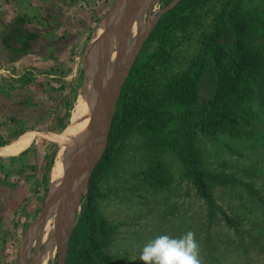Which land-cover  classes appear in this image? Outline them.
I'll list each match as a JSON object with an SVG mask.
<instances>
[{
  "label": "rangeland",
  "instance_id": "rangeland-1",
  "mask_svg": "<svg viewBox=\"0 0 264 264\" xmlns=\"http://www.w3.org/2000/svg\"><path fill=\"white\" fill-rule=\"evenodd\" d=\"M134 1L139 10L127 30L126 42L132 44L135 36L137 40L149 22L154 26L122 85L115 117L122 105L134 100V88L141 84L144 108L157 104L167 80L186 72L200 55V27L219 14L224 0L209 1L198 9L195 20L199 26L185 33L178 28L170 31L165 19L173 8L162 13L174 0H158L151 10L148 0ZM113 3L114 0H0V147L24 135L31 142L24 155L25 151L10 158L0 157V264L59 262L57 212L52 216V229L40 232L35 222L50 188L51 194L57 191L58 183L52 188V182L61 146L75 129L79 133L86 127L82 113L92 117L96 99L102 108L106 105L108 94L94 100L87 87L90 84L98 91L103 87L104 82L102 85L94 70L105 54L109 56L101 62L102 73L107 79L114 78L107 105L110 108L117 75L115 44L120 34L113 20L105 26ZM127 8L128 1L124 0L121 18ZM239 10L247 14L243 19L252 36L250 43L264 55V0H242ZM125 24L126 21L123 28ZM165 26L163 38L156 29ZM11 31L17 38L4 42ZM229 33L228 30L224 39L226 44L233 41ZM106 47L108 50H104ZM90 51L94 53L88 60ZM208 59L199 83L206 98L214 94L217 84V72L209 56ZM24 76L31 81L26 84ZM261 84L252 85L237 122L220 128L215 135L196 133L194 143L203 169L226 178L213 187L215 205L197 193L175 152L183 105H159L155 119L159 124L153 129L134 126L127 130L120 119L119 129L110 139L114 117L106 151L73 215L68 252L75 234L77 249L87 243L83 206L92 192L91 208L101 226L97 233L100 253L109 264H143L139 257L148 241L161 234L179 237L189 230L200 245L202 264H264V70ZM78 106L80 111L76 110ZM93 123L96 132L89 145L81 135L79 146L73 143L78 147L76 151L82 150L84 163L98 133L99 120ZM108 149L112 161L93 181ZM62 158L65 160L63 154ZM74 159H68L66 169L73 166Z\"/></svg>",
  "mask_w": 264,
  "mask_h": 264
},
{
  "label": "trees",
  "instance_id": "trees-1",
  "mask_svg": "<svg viewBox=\"0 0 264 264\" xmlns=\"http://www.w3.org/2000/svg\"><path fill=\"white\" fill-rule=\"evenodd\" d=\"M209 1L213 0H181L166 15L165 20L169 24L170 31L178 28L185 33L187 30L199 26L195 20V15L198 9H201ZM241 2L242 0H224L223 3L221 2L219 14L207 19L201 25L200 29L203 31L201 42L203 43H201L200 55L196 57L186 72L167 80L164 93L158 97L154 107L144 108L145 91L143 85H139L137 89L133 86L134 100L132 98L131 101L122 105V111L117 112L110 135V139L115 137L119 129L118 120L120 119H122L127 130L134 126L153 129L159 124L155 121L156 109L159 105L168 103L183 105L184 111L181 114L182 121L178 129V136L176 134L175 152L182 161L185 174L194 184L197 193L212 205H215L212 200L214 185L224 182L226 178L223 175H214L203 169L201 154L194 143L196 133L199 131L205 135H215L220 128L237 122L240 108L244 106L245 99L252 93V85L254 83L261 84V76L264 70V55L250 43L252 36L243 19V16L247 17V14L244 15L243 11L239 10ZM166 28L167 26L159 27L156 29L157 34L162 33L161 36L165 38ZM228 30L233 37L231 44L224 42ZM14 36L17 38V34L11 31V33H6L5 37L8 38L4 37L3 40L8 43L12 40L11 37L15 38ZM208 56L217 72V84L214 94L206 98L200 92L199 83L204 76V70L209 60ZM23 78H26V84L31 81L30 78L27 79V76ZM20 82L22 83L23 79ZM26 87L29 91V83ZM262 92L264 94L263 89ZM125 93L127 92L125 91ZM26 152L21 155L26 154ZM109 152L110 149L95 170L93 181L99 171L112 161ZM91 199L92 192L89 194L88 203L83 206L87 243L82 248L77 249V243H74L75 234L68 252L67 264H109L100 253L97 233L101 226L95 211L91 208Z\"/></svg>",
  "mask_w": 264,
  "mask_h": 264
},
{
  "label": "water",
  "instance_id": "water-1",
  "mask_svg": "<svg viewBox=\"0 0 264 264\" xmlns=\"http://www.w3.org/2000/svg\"><path fill=\"white\" fill-rule=\"evenodd\" d=\"M123 1L124 0H114L113 6L111 8V15L105 19V26L109 24L110 20H113L116 25L115 30L120 31L119 40L115 44V49L118 56V64L117 75H115V88L113 91L110 108L107 109L108 106L102 108L99 102H97L98 99H96V107L94 108L92 118L93 120H99V126L94 143V148L89 153L88 158L84 163V160L82 158V150L77 152L76 149L78 147L75 148L73 144L78 143L79 146V136L74 137V140L72 142L69 141L68 147L66 149L67 158H75L74 160L76 161L73 163V166L66 169L67 179L61 186L60 190L56 192L53 196L49 197L44 206V208L55 207L57 212L55 218V240L60 250L58 264H66L68 243L74 226L73 215L75 214V210L81 201L82 192L88 189L92 173L96 166L99 164L102 156L106 151L108 145V137L112 127V122L115 117L122 85L124 84L128 73L130 72L140 50L142 49L145 41L147 40L150 34V31L154 26V23L152 24V22H149L146 25L143 34L140 35V37L138 36V39L135 42L131 57L128 60L124 61L122 58V47L124 41L122 31L123 25L125 23V18L120 17V11L122 8ZM156 1L158 0H148L149 10H151L152 6ZM180 1L181 0H174L162 13L174 8ZM106 49L108 50V47H106L104 50ZM93 53L94 51H90L88 55V60L90 59V57H92ZM87 87L89 96H93L94 99L97 98L98 89L96 87H90V84H87ZM83 163L85 164V167L84 170L81 171L80 167ZM78 181H81L80 185L77 184ZM71 191H76V194H72L71 196ZM35 224H38V218L36 219Z\"/></svg>",
  "mask_w": 264,
  "mask_h": 264
},
{
  "label": "bare ground",
  "instance_id": "bare-ground-1",
  "mask_svg": "<svg viewBox=\"0 0 264 264\" xmlns=\"http://www.w3.org/2000/svg\"><path fill=\"white\" fill-rule=\"evenodd\" d=\"M127 1H128V8H127V12H126L125 17H124L125 18V21H126V24H125V26L123 28V33H124V31H125V33L123 34L124 41H123V47H122V52L124 54V56L122 55V58H123L124 61L128 60L131 57L132 53H133L132 52V49L134 48V44L136 42L135 41L136 40L135 39L136 36L133 38L134 41H132V44H128L126 42L128 40L127 30L130 28L132 22L137 17L136 14H137V11L139 10V7L136 5V3H135L134 0H127ZM136 23L139 25V23L137 21H136ZM97 46H100V43L99 42L97 43ZM128 50H130V51H129L128 55H126V51H128ZM108 56L105 54L104 59L101 62L104 63L106 61V59L108 58ZM101 62L99 63V65H96L95 66L96 68L94 70V73H95V75H100L99 76V79H102L101 84L104 82L103 84L105 85L104 86L102 84L103 87L100 88V90L98 91V96H100V98H101L100 100H102V98H103L104 95L108 94V98H107V101H106V105H104V107H103V108H105L108 105L110 88L113 85L112 80L114 78L112 79L111 77H108V79H107L104 76V73H102V69H101L102 66H103V63H101ZM117 64H118V58L116 60L115 66H117ZM76 110H79V106L77 107ZM83 115H84V113H82V117L84 119L83 123L85 124L86 127L84 129H83V127L80 128V132L79 133H78L79 130L75 129L76 132H74L72 134V136H70V138L68 139V141H66L64 144L62 143L63 145L61 146V150L59 151V154H58V157H57V163H58L57 165L58 166H57V169L55 171L56 173L53 176V180L54 181L52 182V188H55L56 187V184L58 183V187H57V191L56 192H58L60 190L61 186L65 182V179H67L66 167L68 165V158H67V154H66L67 153L66 148L68 146H66V145L68 144L69 141H73L74 140V137H77V136H80V135H81V137H83L84 141L86 140L87 145H89L90 140L94 137V134L96 132V126L93 123V121H94L93 118L90 117L88 114H87L88 116L87 115L83 116ZM81 131H83V132H81ZM26 145H27V138L24 136L18 143L14 144V145H9L8 148L0 149V157H14V156H18V155H20L24 151ZM62 154L65 157V160H63V158H62ZM54 194H51V188H50V195H49V197L53 196ZM55 213H56V208L55 207H48V208H44L43 209V211L40 213V217L38 219V224H39V230H40V232L42 230L47 231L48 228H50V229L53 228L52 222L54 220V217H52V216L55 215ZM49 226H51V227H49ZM35 264H37V262Z\"/></svg>",
  "mask_w": 264,
  "mask_h": 264
},
{
  "label": "clouds",
  "instance_id": "clouds-1",
  "mask_svg": "<svg viewBox=\"0 0 264 264\" xmlns=\"http://www.w3.org/2000/svg\"><path fill=\"white\" fill-rule=\"evenodd\" d=\"M200 251L195 233L189 230L179 237L156 236L144 245L139 259L143 264H202Z\"/></svg>",
  "mask_w": 264,
  "mask_h": 264
},
{
  "label": "crops",
  "instance_id": "crops-1",
  "mask_svg": "<svg viewBox=\"0 0 264 264\" xmlns=\"http://www.w3.org/2000/svg\"><path fill=\"white\" fill-rule=\"evenodd\" d=\"M112 6H113V4H112ZM112 6H111V8H112ZM8 89H10L9 87H7V92L6 93H8ZM6 91V90H5ZM0 93H2V92H0ZM4 94H5V92H4ZM25 136V135H24ZM23 136V137H24ZM23 137H21L19 140H17L16 142H14V143H11V144H8V145H6V146H3V147H0V149H5V148H8L9 147V145H14V144H16V143H18ZM26 138H27V145H26V147H25V149H24V151L26 150V149H28V147H29V145H30V137L29 136H25ZM23 151V152H24ZM5 158V157H4ZM7 158H10V157H7Z\"/></svg>",
  "mask_w": 264,
  "mask_h": 264
}]
</instances>
